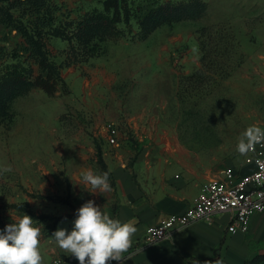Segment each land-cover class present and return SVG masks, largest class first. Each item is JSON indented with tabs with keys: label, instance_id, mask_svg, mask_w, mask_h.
<instances>
[{
	"label": "rangeland",
	"instance_id": "rangeland-1",
	"mask_svg": "<svg viewBox=\"0 0 264 264\" xmlns=\"http://www.w3.org/2000/svg\"><path fill=\"white\" fill-rule=\"evenodd\" d=\"M101 1L53 0L62 7L61 18L70 20L102 10ZM129 1L134 9L141 4ZM202 1L208 6L205 17L165 24L146 40L134 20L99 29L98 53L83 59L68 41L49 35L46 49L70 93L49 96L25 84L0 91V166L12 167L0 174V214L13 221L27 214L43 225V264H50L48 238L60 218L75 219L88 200L115 217L117 187L109 164L118 155L171 159L180 180L202 190L227 166L242 162L236 151L241 133L253 124L264 128V0ZM29 21L25 18L32 30ZM213 25L226 27L223 37L233 32L239 46L226 36L222 64L235 71L210 82L203 80L205 71L202 78L196 74L202 68L203 29ZM0 30V37L8 32ZM17 42L12 32L3 44L12 49ZM96 117H102V127L96 128ZM141 117L153 131L135 132L129 119ZM108 122L120 133L115 148L104 137ZM150 137L158 144L155 150L145 148ZM87 169L108 171L111 192H89L80 176Z\"/></svg>",
	"mask_w": 264,
	"mask_h": 264
},
{
	"label": "trees",
	"instance_id": "trees-1",
	"mask_svg": "<svg viewBox=\"0 0 264 264\" xmlns=\"http://www.w3.org/2000/svg\"><path fill=\"white\" fill-rule=\"evenodd\" d=\"M102 10L87 13L78 20H70V15L62 19V7L53 0H14L8 7L0 5V28L8 32L0 37V91L18 90V86L33 85L49 96L58 93L69 94L67 82L56 63L51 61L46 49V39L55 35L68 41L72 50L83 52L77 58L97 54L102 37L95 32L102 28L134 20L141 31L142 40L168 23L195 21L206 16L208 6L202 0H141L134 9L129 0H103ZM19 13V16L15 14ZM61 13V14H60ZM25 18L33 29L30 30ZM66 22V23H65ZM224 26L213 25L203 29L205 43L203 47L202 68L196 75L204 74L203 80L212 81V77L224 81L231 77L234 68L222 64L227 53L225 37L220 33ZM1 32V30H0ZM12 32H16L18 42L12 49L3 43H9ZM237 49L239 41L233 32L227 36ZM83 49V50H82ZM36 71L38 74H36ZM195 75V76H196ZM62 217L60 221L70 219ZM14 222L10 217L0 214V230ZM246 264H264V255H259Z\"/></svg>",
	"mask_w": 264,
	"mask_h": 264
},
{
	"label": "crops",
	"instance_id": "crops-1",
	"mask_svg": "<svg viewBox=\"0 0 264 264\" xmlns=\"http://www.w3.org/2000/svg\"><path fill=\"white\" fill-rule=\"evenodd\" d=\"M101 118H95L96 128L102 127ZM129 123L135 132L139 129L142 133L153 131L143 117L129 119ZM105 127L106 143L117 147L119 144L112 146L108 143ZM156 144L153 139L145 148L155 150L153 147ZM244 159L245 156L239 165L227 167L242 172L251 171L253 168L244 165ZM109 166L117 187L114 218L122 222L134 220L138 229L133 237L132 248L125 253L128 258L120 262L111 261L110 264H215L217 260L222 261V264H246L256 256L264 255V214L255 215L251 219L246 233L230 234V216L220 214L211 223L196 222L175 231L157 245H149L146 241L147 229L158 225L172 214L184 213L193 205L202 191L201 188L191 187L183 179L180 180L177 166L171 159L142 155L131 160L118 155ZM74 220L70 218L61 221L56 230L67 223V228L63 229L70 232ZM50 242L52 246L47 252L51 257L48 260L50 264L55 259L79 264L77 259L61 252L54 242Z\"/></svg>",
	"mask_w": 264,
	"mask_h": 264
},
{
	"label": "clouds",
	"instance_id": "clouds-1",
	"mask_svg": "<svg viewBox=\"0 0 264 264\" xmlns=\"http://www.w3.org/2000/svg\"><path fill=\"white\" fill-rule=\"evenodd\" d=\"M257 145L264 147V128L250 125L241 133L236 151L241 156L253 152ZM12 167L0 166V174L11 172ZM108 171L97 173L92 169L80 173L81 181L91 193L111 192ZM32 217L23 214L0 230V264H43L39 249L43 225L36 226ZM74 226L69 232L58 228L48 239L79 261V264H110L128 258L133 237L138 229L134 220L122 222L102 211L93 200H88L76 210ZM62 262V261H61ZM215 264H222L217 260Z\"/></svg>",
	"mask_w": 264,
	"mask_h": 264
},
{
	"label": "built area",
	"instance_id": "built-area-1",
	"mask_svg": "<svg viewBox=\"0 0 264 264\" xmlns=\"http://www.w3.org/2000/svg\"><path fill=\"white\" fill-rule=\"evenodd\" d=\"M107 141L112 146L119 144V131L112 122L106 124ZM244 165L253 168L249 172L226 167L220 176L209 180L201 193L184 213L172 214L146 231V241L154 246L175 231L196 222L211 223L216 215L230 216L228 232L246 233L251 219L264 214V147L257 145L244 159ZM62 261V262H61ZM52 264H69L55 259Z\"/></svg>",
	"mask_w": 264,
	"mask_h": 264
}]
</instances>
